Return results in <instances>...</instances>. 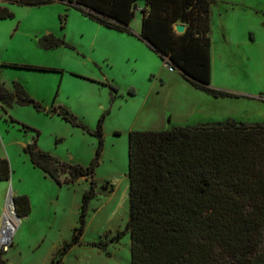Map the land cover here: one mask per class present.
Instances as JSON below:
<instances>
[{
	"label": "trees",
	"instance_id": "obj_1",
	"mask_svg": "<svg viewBox=\"0 0 264 264\" xmlns=\"http://www.w3.org/2000/svg\"><path fill=\"white\" fill-rule=\"evenodd\" d=\"M55 0H12L20 7H41ZM84 16L116 31L134 35L130 25L142 13V32L163 62L194 88L216 98L241 95L212 86L211 7L214 0H59ZM139 2L144 6L140 7ZM14 13L0 6V20ZM67 17V16H66ZM176 24L186 27L184 33ZM43 49L69 45L53 35L40 40ZM14 68L63 72L48 67L9 64ZM113 92L116 88L104 83ZM10 92L0 85V103L6 107L31 105L39 112L58 115L98 139L96 156L88 167L62 162L41 150L37 138L24 148L35 168L58 185L92 179L104 149V116L91 131L68 109L46 110L24 87L13 83ZM130 94H134L133 91ZM171 121V118H169ZM26 131L29 126L22 125ZM39 136V133H37ZM67 175L62 181L61 176ZM9 161L0 157V181H10ZM130 218L114 241L131 237V264H264V121H224L171 126L165 130L129 133ZM96 182L82 196L79 225L70 241L52 255L50 264H62L81 244ZM20 218L31 214L28 196L13 197ZM102 249L103 244L94 243ZM0 264H7L0 257Z\"/></svg>",
	"mask_w": 264,
	"mask_h": 264
},
{
	"label": "rangeland",
	"instance_id": "obj_2",
	"mask_svg": "<svg viewBox=\"0 0 264 264\" xmlns=\"http://www.w3.org/2000/svg\"><path fill=\"white\" fill-rule=\"evenodd\" d=\"M11 1L0 0V6L14 13L13 18L0 20V85L12 92L13 83H20L46 110L62 106L91 131L97 129L104 116V149L92 178L96 182V197L90 203L81 244L71 249L62 264H131L130 234L113 240L130 218L129 133L160 126L162 114L168 111L170 115L174 108L175 97L195 103L191 91L194 87L189 83L190 89L177 86L168 80L164 87L159 83L158 86L156 80L161 79L163 61L155 53L149 51L157 59L152 56L148 59L137 46L119 39L121 33L91 20L75 8H67L69 4L63 1L55 0L41 7L12 6ZM252 3L254 16L264 23V0H252ZM217 11L218 8L213 11L216 31L218 20L224 17ZM139 18L134 20L132 31L140 28ZM47 35L63 39L69 47L43 49L40 40ZM262 54L264 50L253 52L257 56ZM230 56L232 64L239 65L237 53L230 52ZM3 64L51 67L74 76L62 82L63 73L16 71L2 68ZM77 76L95 79L97 76L100 86L81 83ZM104 83L113 85L117 92ZM260 88H264V62H252L253 93ZM131 90L135 94H130ZM156 106L159 110L154 113L146 111ZM22 125L31 130H24ZM0 133V151L1 147L7 149L12 157L5 201L13 188L31 193L39 206L35 219L28 217L20 221L19 233L13 199L6 204L9 211L3 232L9 230L8 225H14L15 237L1 258L7 264H50L52 255L65 241L71 240L79 225L82 196L90 189L92 179L61 186L51 177L45 179L49 176L31 164L21 143L29 139L32 143L37 138L41 150L62 162L86 168L96 156L98 139L58 115L39 112L31 105L6 107L2 103ZM66 177L62 175V181ZM94 243L103 244L102 249Z\"/></svg>",
	"mask_w": 264,
	"mask_h": 264
},
{
	"label": "crops",
	"instance_id": "obj_3",
	"mask_svg": "<svg viewBox=\"0 0 264 264\" xmlns=\"http://www.w3.org/2000/svg\"><path fill=\"white\" fill-rule=\"evenodd\" d=\"M214 1L215 4H213L211 7V31L209 33L212 42V46H211L212 86H214L215 88L217 87L218 89L224 91L241 95L242 97L216 98L211 95L205 94L204 92L197 90L196 88H193V90L191 91L193 92V96H195L196 102L191 103L184 99L175 97L172 101L174 108L171 110L170 115L168 111H165V113L162 114L163 123L160 126L152 127L151 128L152 130H165L170 128L171 126H192L198 123L224 121L228 118H233L237 121L247 122V123H256V122L264 121V88H260L255 93H253L252 91V62L256 64H259L260 62L261 63L264 62V54H262L261 56L253 55V52L255 51L264 50V25H263L264 23H262L260 19L254 16V13L252 12L253 10L252 0H214ZM9 5L13 6V4H9ZM139 6L143 7L144 3L139 2ZM75 7H78V5L77 4L69 5L67 8L74 9ZM216 8H218L217 13L220 16L224 15L223 18L218 20L219 25L217 28H219V30L217 31L215 29V21H213V11ZM139 16H140L139 19L141 20V25L140 28L138 26V29H136V31H132L134 35H129L117 31L122 35L119 36L118 38L126 41L127 43L132 44L133 46H137L141 51H143L144 55L147 56L148 59H150L151 56L152 57L155 56L151 54L149 51H152V53L155 52L150 48L149 44L146 41L139 38V35L142 32V16H143L140 10L136 12V16L134 20L137 19V17ZM134 20L132 21L130 28L133 26ZM176 25H182V24H176ZM213 30L215 31V34H213L212 32ZM230 52L237 53L239 65L232 64ZM8 65L9 64H3L1 67L4 69H10L16 71H29V69L24 70V68H14ZM30 66H36V65H30ZM38 67H45V66H38ZM30 71L38 72V73H54L58 75L63 73L60 77L62 82L63 79H65V81L66 80L70 81L72 79V76H74L72 74H70L71 75L70 76L69 73L67 72H62V73L46 72L39 70H30ZM161 71H162L160 73L161 79L156 80L157 85L159 83L161 87H164L165 85H167L166 81L168 80L171 82V84L175 83L177 86L179 85L182 87L189 88L188 85L190 83L186 81L179 72L177 71L170 72L169 70H167V68L165 67V62L162 63ZM79 78L82 79V80L78 79L79 82L81 83H86L87 85L91 84V85L100 86L99 83L100 81L97 76L96 79L89 77H85V78L79 77ZM191 87L193 86L191 85ZM65 107L70 108V106H65ZM175 109H177L179 112H176ZM155 110H159L157 106L151 108L150 110L146 109V111H148L149 114L154 113ZM174 116L177 118L175 119L176 121H173L172 119ZM169 118H171V121L169 120ZM29 143H30V139L23 141L21 143V147L24 149ZM0 157L5 158L8 161L12 162V157L10 156L8 150L7 149L4 150L2 149V147L0 151ZM43 174L45 173L43 172ZM45 179H51V178L46 177ZM1 182L3 184L0 185V188H2L1 190L2 194L0 195V221L3 210L5 211L6 215L7 212L9 211L8 205L6 204L12 201L13 196H20V195H26L29 197L32 211L28 217L29 219L32 218L35 219L37 216V211L39 209V206H37V202L35 203L33 195L29 192L20 191L19 189L17 191H14L13 188H11L12 189L11 193L8 194L5 201V197L9 185L7 184L8 181H1ZM5 187H7V189H5ZM28 217L25 218L27 219ZM18 219H19L18 232L20 233V228L22 226L20 221H23V218L18 217Z\"/></svg>",
	"mask_w": 264,
	"mask_h": 264
},
{
	"label": "built area",
	"instance_id": "obj_4",
	"mask_svg": "<svg viewBox=\"0 0 264 264\" xmlns=\"http://www.w3.org/2000/svg\"><path fill=\"white\" fill-rule=\"evenodd\" d=\"M165 67L167 68V70H169L170 72L175 71L169 64H167L165 62ZM14 197V196H13ZM14 203V201H13ZM15 209V206H14ZM16 211V210H15ZM17 214V213H16ZM18 216V215H17ZM19 217V216H18ZM20 218V217H19ZM3 220H4V210L2 212L1 215V221H0V257L2 256L3 253L7 252L9 250V248L12 246L13 243V238L7 236L6 234H4L3 232Z\"/></svg>",
	"mask_w": 264,
	"mask_h": 264
},
{
	"label": "bare ground",
	"instance_id": "obj_5",
	"mask_svg": "<svg viewBox=\"0 0 264 264\" xmlns=\"http://www.w3.org/2000/svg\"><path fill=\"white\" fill-rule=\"evenodd\" d=\"M6 219H8V216L5 214V212H4V220H3V225L6 223L5 221H6ZM8 228H9V230L5 233L7 236H9V237H12L13 239H14V230H15V227H14V225H8Z\"/></svg>",
	"mask_w": 264,
	"mask_h": 264
},
{
	"label": "water",
	"instance_id": "obj_6",
	"mask_svg": "<svg viewBox=\"0 0 264 264\" xmlns=\"http://www.w3.org/2000/svg\"><path fill=\"white\" fill-rule=\"evenodd\" d=\"M64 2V1H63ZM175 30L178 32V33H183L186 29L183 25H176L175 26Z\"/></svg>",
	"mask_w": 264,
	"mask_h": 264
}]
</instances>
